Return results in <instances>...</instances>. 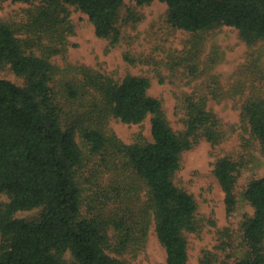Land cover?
Here are the masks:
<instances>
[{
    "label": "trees",
    "instance_id": "trees-1",
    "mask_svg": "<svg viewBox=\"0 0 264 264\" xmlns=\"http://www.w3.org/2000/svg\"><path fill=\"white\" fill-rule=\"evenodd\" d=\"M12 1L34 4V0ZM133 1L140 5L166 3L169 22L178 29L197 33L229 26L249 45L264 41V0ZM123 3L39 0L29 11L28 24L20 27L0 20V66L9 65L26 83L20 87L0 78V193L9 196V201L0 203V264H129L123 257L125 250L143 243L152 226L165 249L167 264H188V234L199 233L202 225L193 195L179 187L175 177L183 152L202 139L216 145L225 135L206 98L185 97V128L178 132L170 125L162 101L148 94L150 80L146 76L128 74L116 80L82 66V82L66 85L68 98L82 100L92 89L99 94L100 103H93L90 110L71 121L65 120L52 91L55 67L49 56L65 51L66 36L73 33L67 5L87 14L96 35L116 45L121 39L118 21ZM23 32L28 34L25 38L19 36ZM30 34L50 40L47 54L34 51V44L27 41L34 40ZM242 114L264 151V97L250 98ZM148 116L151 141L126 144L105 129L110 118L139 124ZM95 157L100 158L99 168L104 165L107 171L112 169L107 159H118H112L111 164L119 177L113 186L117 195L107 190L106 199L115 203L123 198L121 177L129 179L131 187L135 182L147 187L143 208L134 213L129 206H119L120 210L109 216L83 215L80 172ZM237 167L229 157L214 164L228 212L237 204ZM126 168L131 170L128 176L121 174ZM244 199L255 213L244 223L246 251L233 264H264V177L248 186ZM38 207L43 211L37 218L16 216ZM68 251L72 263L64 258ZM216 260L206 255L202 262Z\"/></svg>",
    "mask_w": 264,
    "mask_h": 264
},
{
    "label": "rangeland",
    "instance_id": "rangeland-1",
    "mask_svg": "<svg viewBox=\"0 0 264 264\" xmlns=\"http://www.w3.org/2000/svg\"><path fill=\"white\" fill-rule=\"evenodd\" d=\"M34 4L0 0V20L20 27L26 25L31 22L29 11ZM67 7L73 33L66 36L65 51L49 56L55 67L52 91L65 120L71 121L90 110L93 103H100L99 94L92 89L82 100L68 98L66 85L82 82V66L116 80H122L128 74L148 77V94L162 101L166 117L175 131L185 128L187 95L206 98L208 109L218 116L224 139L216 145L202 139L183 152L175 182L193 195L197 218L202 225L199 233L188 234V264H204L202 259L206 255L217 259L212 264H222V261L233 264L246 251L244 223L255 213L251 203L244 199V192L254 180L264 177V151L242 117L243 106L250 98L264 97V41L249 45L236 28L229 26L197 33L178 29L169 22L166 3L154 1L140 5L133 0H124L118 21L121 39L111 45L110 40L96 35L87 14L75 6ZM27 35L25 32L19 34L21 38ZM37 36L30 34L34 40L27 41L34 44L37 54L45 55L51 42ZM0 78L20 87L26 85L25 79L17 76L9 65L0 66ZM92 122L95 124L97 119ZM105 129L114 132L126 144L152 140L151 116L139 124L110 118ZM223 157L231 158L238 166L234 188L237 204L232 212L227 210L225 193L213 172L214 164ZM112 159L115 158L107 159L111 171L104 165L103 169L99 168L100 158L95 157L80 172L82 213L86 217L100 213L109 216L121 206H129L135 213L147 202V187L143 183L135 182L131 187L129 179L125 181L121 177L123 198L116 199L115 203L106 199L104 193L107 190L111 195H117L113 186L119 177L111 165ZM130 171L126 168L121 174L129 175ZM7 201L9 196L0 193V203ZM42 211L43 207H38L20 211L16 216L37 218ZM109 252L118 255L116 250ZM123 257L129 264H167L165 249L153 226L145 241L129 246ZM64 258L67 263L74 261L70 251Z\"/></svg>",
    "mask_w": 264,
    "mask_h": 264
}]
</instances>
